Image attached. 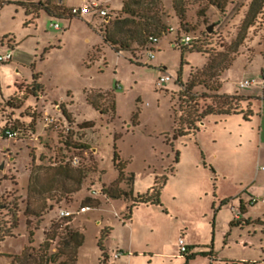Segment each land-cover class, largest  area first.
<instances>
[{
    "label": "rangeland",
    "instance_id": "rangeland-1",
    "mask_svg": "<svg viewBox=\"0 0 264 264\" xmlns=\"http://www.w3.org/2000/svg\"><path fill=\"white\" fill-rule=\"evenodd\" d=\"M251 1L153 0L149 8L159 10L167 25L154 44V58L147 54L148 44H133L130 52H116L95 30L109 25L119 11L110 13L112 19L95 17V28L83 19L57 20L42 14L37 32L27 34L24 12L20 10L19 17L16 7L5 4L0 35L13 30L18 44L14 62L0 64L2 81L10 85L0 87V126H17L22 132L18 139L0 138V234L11 227L14 212L19 219L14 235L0 241V264H12L14 256L25 249L34 256L58 253V262L66 260V228L85 236L76 264H185L180 239L189 250L191 245H215L220 255L245 251V255L255 256L262 252L264 233L259 226L252 239L254 246L235 249V240L242 239L230 224L233 210L223 204L232 202L238 207L243 200L252 216L264 218V203L251 204L247 192L237 196L256 178L262 186L259 193L264 192V171H257L264 165L260 123L238 118L227 119L225 126V121L211 119L205 126L199 123L201 129L194 137L175 133L181 115L189 111L186 103L179 105V81L186 83L202 73L200 78L211 85L222 79L224 93L244 71H264V8L254 24L242 30ZM175 2L184 12L183 20ZM54 23L61 28H53ZM182 32L193 37V47L178 44L176 36ZM209 58H215L216 72L220 65L231 62L221 79H210L208 71H203ZM36 72L44 89L38 97L32 95ZM164 72L173 78L158 87L157 80ZM193 92L204 95L200 110L217 100L203 86ZM89 94L100 109L89 103ZM18 104L21 107H16ZM245 106L240 103L241 108ZM84 122L93 126L85 127ZM116 152L126 174L133 175L135 196L146 193L157 178L163 181L167 177L161 204H139L131 219H125L131 201L103 194L104 186L117 184ZM61 165L72 169L73 178L57 175L56 168ZM31 174L34 182L30 185ZM42 185L48 186L45 192L40 191ZM29 186L35 188L32 207L47 202L42 217L24 213ZM119 186L129 190L126 182ZM51 203L53 207H49ZM81 206L90 209L78 212ZM64 210L73 214L62 217ZM106 227L111 228L104 241L109 259L103 257L98 244ZM226 240L230 246L225 245ZM44 242L47 244L41 248ZM34 259L13 264H38L39 258ZM212 262L199 256L189 264Z\"/></svg>",
    "mask_w": 264,
    "mask_h": 264
},
{
    "label": "trees",
    "instance_id": "trees-1",
    "mask_svg": "<svg viewBox=\"0 0 264 264\" xmlns=\"http://www.w3.org/2000/svg\"><path fill=\"white\" fill-rule=\"evenodd\" d=\"M153 2V0H125L122 10L118 12V15L114 20H109L107 26L100 27L98 31L102 35L104 41L108 43L113 49L116 50V52L120 51H128L130 52L132 49L133 44H138L140 46L149 47L151 43V37H158L166 32L167 25L163 22L162 16L159 13V10H152L149 8V5ZM19 5L23 6L26 11L27 15L31 16L30 21L34 20V18L38 17L39 13L41 11L47 12L52 17H64L65 15L69 14V11L65 7H63L60 4H52L51 2H18ZM214 5H216L219 9L224 10V7L219 2H214ZM175 8L177 9V15L181 20H183L184 12L179 7V4L175 2ZM264 8V0H252L249 6V10L247 13V16L245 17V20L243 22L242 30H247L250 26H252L258 17V15L262 12ZM125 15L124 17L121 16ZM121 16V17H120ZM110 19H112V15L109 16ZM104 17V18H107ZM27 24H29L27 22ZM110 24L113 26L110 27ZM244 36L241 37L243 39ZM178 39V36H176ZM8 39V38H6ZM194 39L193 41L185 46L186 48L193 47ZM147 49V48H146ZM185 51V50H184ZM194 52V51H189ZM214 62L215 58H209V61L203 71H208V74L210 75V79H221L222 72L229 68L231 62L225 63L224 65H220V71L216 72L217 70H214ZM202 74V73H201ZM200 74V75H201ZM200 75H193L191 80H189L186 83H182V81H179V85L181 86L179 92H178V100L179 105L182 107L183 103L187 104V107L189 108L188 112H185V115L182 114L181 118L179 120V125L175 129L176 136H182V137H194L199 131L200 126L199 123L204 122L205 119L211 116L224 118L230 115H238L241 114L243 118L246 121L251 120V117L254 114V111L252 109L251 105V99L252 97H246L239 94L234 95H227V94H221L220 93V87H221V80H217L213 85L208 82V80L200 78ZM40 78V73L36 72L33 74V91L32 95L35 97H38L39 92H42L43 86L38 82V79ZM203 86L205 90L213 92V97L217 98L216 101H214L211 105L206 106L202 110L199 109V101L202 97L197 92H193V89L197 86ZM201 93V92H200ZM204 96V95H203ZM207 96V95H205ZM88 101L91 105H93L96 109H100L99 105L94 101V99L88 95ZM244 102L247 106L245 108L240 107V103ZM9 105L12 106V103L9 100ZM111 106L114 107V103L111 100ZM16 107H21V104L16 105ZM65 115H67L66 110H64ZM83 125L85 127H92V122H84ZM83 126V127H84ZM15 128L20 131L21 136V129L17 126L13 125H5L3 127L0 126V138H6L3 137L4 130L6 128ZM114 165L115 168L119 172V177L117 180V184H113L110 187H103V194H107L109 197L114 199H119L124 197L125 199H129L131 201V205L129 206V213L125 215V219H131V215L133 212L134 207H137L139 204H154L159 205L161 204V195L162 190L167 182V177L164 178L163 181L161 179L157 178L155 181V184L153 187H151L146 193L134 195L132 190V184H133V175H127L125 172V167L120 159V156L118 153H115V159H114ZM210 169L212 173H216V170L214 167L210 166ZM57 175H61L64 178L70 179L73 178V172L72 169H70L68 166H59L56 168ZM34 182V177L30 176V185ZM126 182L129 186V190L124 189L119 186V184ZM79 187L82 183V179H78ZM48 186L42 185L40 188V191H46ZM35 189V188H34ZM32 190V187L29 186L28 188V201L27 206L24 210V213L26 216H36V217H42L46 210H47V202H43L41 206L38 207H32L30 204L31 194L35 190ZM79 189V188H78ZM77 189V190H78ZM37 191V190H36ZM88 203V202H86ZM228 202H224L223 204H227ZM54 204H49V207H53ZM240 210L242 213H244V208L240 206ZM242 220V219H241ZM18 214L17 212L13 213V223L11 224V227L9 229L3 230V232L0 234V241H4L6 237L13 236L14 232L13 229L18 228ZM27 225H30V220H26ZM234 223V222H233ZM232 223V224H233ZM67 229V236H65V244L64 248L68 251L65 252V254L69 257L66 260L58 262V253L52 254L51 256H48L47 252L46 254H38V256H34L35 254L28 253V249L23 251L21 255L14 256L13 263L16 262V260H23V259H32L39 258L38 264H76L77 260V252L80 247L83 246L85 242V236L78 230L73 229ZM2 231V230H1ZM0 231V232H1ZM111 232L110 227H106L101 234V238L99 240V246L101 247L103 251V257L108 258L107 254L105 253V246L104 241L109 236ZM32 232H30V235L32 236ZM32 244V240L30 241ZM47 242H44V244H41V248L46 245ZM48 246V245H47ZM30 248V247H29ZM33 249V248H31ZM200 255H207V252H199ZM196 253L187 254V260H190L194 258ZM69 259V260H68ZM105 260V259H104ZM70 261V263H69ZM12 263V264H13Z\"/></svg>",
    "mask_w": 264,
    "mask_h": 264
},
{
    "label": "crops",
    "instance_id": "crops-1",
    "mask_svg": "<svg viewBox=\"0 0 264 264\" xmlns=\"http://www.w3.org/2000/svg\"><path fill=\"white\" fill-rule=\"evenodd\" d=\"M39 1H43V2H51L52 4H60L63 7H65L67 9V11L70 10L71 7L73 6H81V5H86L89 4L91 1H98L103 7H106L109 10V15L111 12L113 11H120L119 7L124 5V1L125 0H0V19L2 17L3 14V8L5 6V4H8L10 6H14L17 8L16 14L19 15L20 17V12L23 11L24 12V26H23V30L29 34V33H36L37 32V21L41 18L42 14H45L51 18H56V17H52L50 16L47 12L45 11H41L38 15V17L34 18V20L30 21L31 16L27 15V11L26 9L19 5L18 2H26V3H30V2H39ZM3 10V11H2ZM21 10V11H20ZM122 10V9H121ZM95 17H99V15H88L86 17H76V16H71L70 14L65 15L64 17H59L56 18L57 20L59 19H65V20H72L74 18H79V19H83L86 20L87 22L90 23V25L95 28V23H94V19ZM101 17V16H100ZM110 17H107V19H109ZM20 19V18H19ZM19 21H22V19H20ZM27 22L29 24H27ZM52 27L55 28L52 24ZM60 24H59V28H55V29H60ZM95 30H98L95 28ZM99 32V31H98ZM100 33V32H99ZM14 31L10 30L7 31L5 33H3L2 35H0V49L1 48H7L8 51L6 52H0V54H5L9 51L12 52L13 56H12V60L8 63H12L14 62V56H15V52H14V48L15 46L18 44L17 42V37L14 35ZM8 38V39H6ZM104 40V39H103ZM8 63H0L2 65H6ZM18 64V62L16 63ZM19 72V70H17ZM2 74L3 72L0 69V87L1 88H10V85L8 84V82L6 81H2ZM261 77H258L260 76ZM222 77V76H221ZM251 78L253 81L257 82L258 84L254 85L256 88H241L239 86V83L245 79ZM222 90V82H221V87H220V93L221 94H227V95H234V94H239V95H243L246 97H252L251 99V105H252V109L254 111L253 116L251 117V120H255L257 119V123H260V132L262 135V139L264 136V71L262 70H257V71H244L241 75H238L237 77L234 78V83L231 87H229L224 93L221 92ZM241 118L242 120L246 121L243 116L241 114L238 115H230L224 118H219V117H215V116H211L208 117L207 119H205V121L203 122V126L206 125L208 120L213 119L216 122H222L225 121L223 123H225V126L228 125V120L227 119H238ZM249 120V121H251ZM247 122V121H246ZM202 126V127H203ZM211 128H213L212 126H210ZM214 130V129H213ZM262 141V140H261ZM261 166H264L263 164ZM259 166L257 167V171ZM262 190V186L260 187V185H257V178L248 186V188L243 191V192H239V194L237 195L238 197H241V195L243 193H249V195L252 196H262L264 195V192L261 191V193H259V190ZM261 202V201H259ZM257 202V203H259ZM255 203V204H257ZM239 206H242L244 208V213L242 214V218L240 219H233L231 221V226L232 228L238 229L239 231V235L238 238L242 239V240H235V243H233V245H235V249H240L243 250L242 245L244 247H252L255 245V240L253 241L252 239L258 235V230L255 229V227L259 226L262 229V233H264V218H262L261 216H252L249 209L246 207L245 203L243 202V200L240 201ZM242 219V220H241ZM234 222V223H233ZM233 223V224H232ZM233 231H230V233H232ZM241 232H243V235L241 234ZM229 233V234H230ZM247 234V239H245L244 234ZM261 243L263 245V239H261ZM231 245V242L229 240H226L225 245ZM190 250L188 251L187 254H192V253H196L198 254L199 252H207V255H196L194 258L187 260V254H185L184 259L186 260L185 264H189L190 261H193L195 259H197L199 256L205 257L210 259V261H213V263H217L219 261H225L226 264H251L252 262H256L257 264H264V249H262V252L259 253L258 255L256 254L255 256L247 254L245 255V251H242V253L240 252L239 255H220V252L216 249L215 245L212 246H202V245H191L190 246ZM135 257V255H134ZM109 259V257H108ZM185 262V261H184ZM183 264V263H182Z\"/></svg>",
    "mask_w": 264,
    "mask_h": 264
},
{
    "label": "built area",
    "instance_id": "built-area-1",
    "mask_svg": "<svg viewBox=\"0 0 264 264\" xmlns=\"http://www.w3.org/2000/svg\"><path fill=\"white\" fill-rule=\"evenodd\" d=\"M69 14L71 16H76V17H86L88 15H99L101 17H107L109 16V10L106 7H103L98 1H91L89 4L86 5H81V6H73L70 8L69 10ZM53 26L55 28H59V23H54ZM170 30H173L170 28ZM160 38L158 37H151V43L149 45V47H147V54L150 58H154L156 51H155V46L154 44L157 43L159 41ZM193 41V37L186 34V33H181V35L178 36V44L180 46H187L189 45L191 42ZM12 52L9 51L5 54H0V63H8L12 60ZM173 77L172 75H170L169 73H162L160 75V77L157 80V85L158 87L162 86L164 83H166L167 81L171 80ZM258 84L257 82L253 81V80H249V79H245L243 81H241L239 83V86L241 88H248L251 86H254ZM3 137H6V139H18L20 137V131L18 129L9 127L6 128L4 130V133L2 135ZM75 163H78V160L74 161ZM259 170H263L264 171V166H260ZM95 193H98L97 190H94ZM261 201L262 203H264V195L262 196H252L250 203L251 204H255L257 202ZM227 205H229L231 207V209L233 210L234 213V218L235 219H240L242 218V211L240 210V206L236 207L232 202L231 203H227ZM90 207L89 206H81L78 210V212H85L87 210H89ZM73 214V212L70 211H61V216L62 217H68L71 216ZM179 244H180V248H181V253L183 254H187L189 249L186 246L185 242L183 239L179 240ZM251 264H257L256 262H252Z\"/></svg>",
    "mask_w": 264,
    "mask_h": 264
},
{
    "label": "water",
    "instance_id": "water-1",
    "mask_svg": "<svg viewBox=\"0 0 264 264\" xmlns=\"http://www.w3.org/2000/svg\"><path fill=\"white\" fill-rule=\"evenodd\" d=\"M208 30H210V31H211V27H209V28H208ZM2 167H3V166H2Z\"/></svg>",
    "mask_w": 264,
    "mask_h": 264
}]
</instances>
